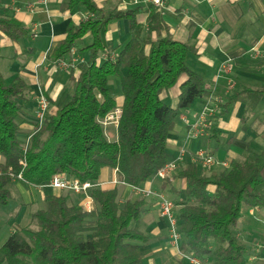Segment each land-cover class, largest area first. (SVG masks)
Masks as SVG:
<instances>
[{
  "label": "trees",
  "instance_id": "trees-1",
  "mask_svg": "<svg viewBox=\"0 0 264 264\" xmlns=\"http://www.w3.org/2000/svg\"><path fill=\"white\" fill-rule=\"evenodd\" d=\"M150 7L144 33L140 9L102 12L94 0H66V12L82 8L92 19L67 26L52 60H62L88 36L89 45L79 50L86 59L69 71L74 89L68 102L48 114L27 140L20 137L16 119L30 89L18 77L6 86L0 73V205L9 203L13 180L43 187L55 174H65L93 184L107 168L115 172L118 183L139 188L168 162L167 138L175 120L209 93L204 79L187 66L193 49L174 41ZM121 21L128 23L129 41L114 59L100 61L105 53L102 35L111 23ZM153 33L156 41L151 40ZM2 37L18 44L27 39L28 31L0 8V41ZM181 77L185 79L172 108L161 96ZM111 78L119 81L123 97L116 141L108 140L101 124L118 109L108 90ZM247 95L258 102L264 92L234 94L223 112ZM261 138L264 141V132ZM249 153L247 149L242 160L231 161L222 173L205 176L190 163L177 174L185 181L184 199L175 204L182 252L210 264H248L249 249L234 229L244 207L264 208V147L260 153ZM88 193L94 205L90 212L69 196H47L30 224L15 229L0 245V264H142L149 241L139 231L144 199L120 205L116 188L92 186Z\"/></svg>",
  "mask_w": 264,
  "mask_h": 264
},
{
  "label": "crops",
  "instance_id": "crops-1",
  "mask_svg": "<svg viewBox=\"0 0 264 264\" xmlns=\"http://www.w3.org/2000/svg\"><path fill=\"white\" fill-rule=\"evenodd\" d=\"M65 2L0 0V8L5 15L21 23L28 31L27 39L18 44H12L3 37L0 41V64L5 69V73L1 70L0 73L4 84L7 86L18 77L30 89L16 119L23 140L34 133L36 100L40 96L45 97L50 103L49 114H52L57 111L54 110L56 107L59 110L65 105L69 98L68 89L71 85L74 87L69 81V71L58 68L52 60V54L56 45L64 39L69 24L78 27L82 22L92 19V16L82 8L66 12L63 9ZM94 3L102 12L140 9L138 21L146 33L152 9L147 0H138L137 4H133V0H94ZM155 10L171 38L193 49L194 53L187 57V66L204 79L209 95L194 101L189 109L183 111L168 135V162L181 157L171 180L163 182L152 177L139 188H133L118 183L115 172L104 168L93 186L101 190L116 188L120 205L141 197L144 199L139 231L149 241L143 248L146 257L142 264H191V254L182 252L180 247L175 248L169 238L168 222L159 215L157 195H163L171 201L174 198L184 199L185 181L178 178L177 174L190 163H195L201 174L210 176L227 170L231 161L242 160L247 149L249 154L263 150L264 95L258 102L253 96H244L225 112L223 109L234 94L244 91L264 92V0H165L163 10ZM129 39L126 21L111 23L102 35L105 53L99 58L100 61L107 56L114 59ZM156 39L157 35L153 33L151 40ZM89 43L87 36L62 61H74L75 66L84 62L86 55L79 53V50ZM227 64L230 66L229 73L221 70ZM126 72L123 70L122 73L125 75ZM167 92L162 94L161 99L175 108L179 89ZM204 110L214 114L210 121L211 128L204 136L195 137L192 135L193 127L199 123V116ZM105 134L108 140H117V129L116 134L110 131L109 137ZM200 150L219 164L204 167L197 158ZM140 190H149L155 195L145 197ZM10 191V201L16 197L19 203L10 215L2 214L0 217V227H8L7 236L17 228L28 226L31 215L44 208L47 196L66 195L81 206L86 201L82 193L50 186H30L20 180L12 181ZM93 208L92 204L91 210ZM93 224L90 221L89 225ZM238 226L240 228L235 233L239 239H246L244 228L262 229L254 250L248 256V264H264V212L262 214L260 208L244 207ZM87 238H90V234ZM182 241L180 238V243Z\"/></svg>",
  "mask_w": 264,
  "mask_h": 264
},
{
  "label": "built area",
  "instance_id": "built-area-1",
  "mask_svg": "<svg viewBox=\"0 0 264 264\" xmlns=\"http://www.w3.org/2000/svg\"><path fill=\"white\" fill-rule=\"evenodd\" d=\"M147 2L150 5H152L154 8H156L157 10H163L165 0H147ZM137 3H138V0H133V4H137ZM73 52L74 50L71 51V53ZM55 65L60 69L68 70V71L76 67L74 61L66 62V61L60 60L58 62H55ZM221 70L223 72L229 73L230 66L228 64L224 65L221 67ZM49 110H50L49 101L45 97L40 96L36 100V111H35V116H34V122H35L34 132L36 129L40 128L43 125L45 118L49 114ZM119 115H120V109H116L114 112L110 114V118H108L109 117L108 116L107 117L108 119L105 118L104 119L105 122L104 123L102 122L101 124L103 126L107 124H112L116 129L117 124H118ZM213 117H214L213 112H208L207 110H204L199 116V123L195 124L193 127L192 135L195 137L204 136L208 132V130H210L211 128L210 121H211V118ZM197 158L199 159L200 163L204 167H210L215 164H219V162L214 160L212 156L208 155L203 150H200L197 153ZM180 160H181V157L179 156L175 160L167 162L161 169L158 170L155 177L163 182L171 180L172 175L174 174V172H176L178 168V162ZM114 183H116V181H114ZM48 186L52 188L60 189V190H68L76 194H80V193L85 194L86 201L83 205L84 210L86 212L91 211L93 202L91 198L89 197L88 190L92 188L93 184L89 182L80 183L77 179L68 177L65 174H55L50 180V183ZM140 192L145 197L155 195L149 190H140ZM157 199H158L159 215L161 218L165 219L168 222L169 238L172 244L174 245V247L178 249L180 246V233L178 230V223L175 217L176 206L171 200L167 199L163 195H157ZM189 261L191 264H204L199 259L194 258V257H190Z\"/></svg>",
  "mask_w": 264,
  "mask_h": 264
},
{
  "label": "rangeland",
  "instance_id": "rangeland-1",
  "mask_svg": "<svg viewBox=\"0 0 264 264\" xmlns=\"http://www.w3.org/2000/svg\"><path fill=\"white\" fill-rule=\"evenodd\" d=\"M0 70L5 73V69L3 68L2 63L0 64ZM184 79H185L184 77H181L179 79L177 85L172 89V91L178 90L179 85L184 81ZM6 80H7V78H5V81ZM73 88L74 87L71 85L69 87V89H68V91H69V98H70V96H71V94L73 92ZM108 90H109V93L114 97V99L116 101V104L118 106V109H120V107L122 105V102H123V97H122V94L120 92L119 81L117 79H115V78H111L109 80ZM164 93H168V92H164ZM69 98H68V100H69ZM54 110H58L57 107ZM108 118H110V115H109ZM104 122H105V120H103V123ZM103 129H104V132L107 133L108 134V137H109L110 131H113L114 134H116V129L117 128L115 129V127L112 124L111 125L107 124V125L103 126ZM12 198H14V199H11V201L9 202V205H7V206L0 205V217H2V214L8 216V215H10L14 211L15 206H17V204L19 203V201H18V199L16 197H12ZM172 202L175 205L176 202H177V200L174 198L172 200ZM176 210H177V206L175 208V211ZM260 210H261V213L263 214L264 208H260ZM7 228H8L7 226L0 227V245L8 237L7 236V232H6V231H8ZM239 228H240L239 226L237 228H235L234 229V232L238 231ZM244 230L247 233L245 235L246 236V239H241V241L248 247V249H249L248 256H249V254L252 252V250H254V248L256 246L255 243L257 241V237H258V235H260V233H262V229H260V228H253V227L251 228L250 227V228H246V229L244 228ZM211 246L213 248H215L217 246V244L214 241H212ZM206 262H207V264H210V261L209 260H206L205 262H202V263H206Z\"/></svg>",
  "mask_w": 264,
  "mask_h": 264
}]
</instances>
